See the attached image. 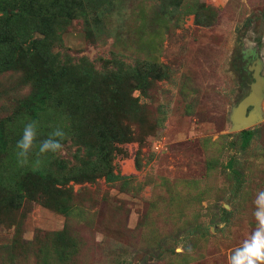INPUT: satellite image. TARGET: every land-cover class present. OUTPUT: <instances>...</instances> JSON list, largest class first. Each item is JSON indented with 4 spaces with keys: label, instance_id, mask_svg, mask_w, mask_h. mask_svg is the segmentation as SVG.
<instances>
[{
    "label": "rangeland",
    "instance_id": "1",
    "mask_svg": "<svg viewBox=\"0 0 264 264\" xmlns=\"http://www.w3.org/2000/svg\"><path fill=\"white\" fill-rule=\"evenodd\" d=\"M57 10L68 24L53 50L120 79L87 85L89 101L71 90L47 102V76L0 69V264H228L264 191V94L245 146L230 117L257 59L264 78V0ZM67 102L82 108L77 129L58 116ZM29 120L36 145L55 127L66 138L61 153L39 165L34 147L20 166Z\"/></svg>",
    "mask_w": 264,
    "mask_h": 264
},
{
    "label": "trees",
    "instance_id": "2",
    "mask_svg": "<svg viewBox=\"0 0 264 264\" xmlns=\"http://www.w3.org/2000/svg\"><path fill=\"white\" fill-rule=\"evenodd\" d=\"M61 2L62 0H0V69H17L21 64L24 77L47 76L50 79L47 102L54 98L53 95L62 100L68 99V92L71 90L82 92L84 99L90 96L89 101L92 93L90 94L91 89L87 85L111 75L116 83L120 78L116 71L96 68L84 57L76 61L64 59L59 52L53 50L61 44V33L68 24L65 14L57 10ZM35 34L41 37L35 38ZM62 109L58 116L62 119L64 117V123L69 128L77 129L83 124L81 107L67 102ZM42 125L48 129L47 125ZM253 132L249 128L239 131L243 146L249 142ZM96 151L97 149V158L96 154L100 153ZM47 158L49 157L40 158L39 165Z\"/></svg>",
    "mask_w": 264,
    "mask_h": 264
},
{
    "label": "clouds",
    "instance_id": "3",
    "mask_svg": "<svg viewBox=\"0 0 264 264\" xmlns=\"http://www.w3.org/2000/svg\"><path fill=\"white\" fill-rule=\"evenodd\" d=\"M38 122L29 120L24 124L21 138L16 143L18 149V165L28 163L29 154L34 147L37 148V157H47L48 154L55 156L63 151L62 141L66 133L61 127H55L47 138L36 145ZM37 163L40 160L37 159ZM253 217L256 221L254 230L242 243L236 247L228 257V264H264V191H259L253 201ZM127 264H132L131 257H125Z\"/></svg>",
    "mask_w": 264,
    "mask_h": 264
},
{
    "label": "water",
    "instance_id": "4",
    "mask_svg": "<svg viewBox=\"0 0 264 264\" xmlns=\"http://www.w3.org/2000/svg\"><path fill=\"white\" fill-rule=\"evenodd\" d=\"M254 66L253 78L254 81L248 84L249 91L237 103L232 111L233 129L242 130L256 124L259 114L257 106L261 102L264 94V78L259 75L260 63L257 59ZM252 107V111L247 112V109Z\"/></svg>",
    "mask_w": 264,
    "mask_h": 264
},
{
    "label": "flooded vegetation",
    "instance_id": "5",
    "mask_svg": "<svg viewBox=\"0 0 264 264\" xmlns=\"http://www.w3.org/2000/svg\"><path fill=\"white\" fill-rule=\"evenodd\" d=\"M253 72H254V67H253V70H252V72H250V74H253Z\"/></svg>",
    "mask_w": 264,
    "mask_h": 264
}]
</instances>
